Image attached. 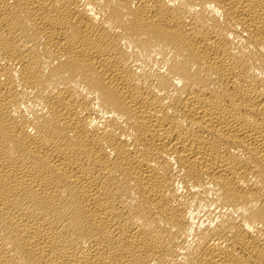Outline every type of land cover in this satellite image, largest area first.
Returning <instances> with one entry per match:
<instances>
[{"label": "bare ground", "instance_id": "6f19581e", "mask_svg": "<svg viewBox=\"0 0 264 264\" xmlns=\"http://www.w3.org/2000/svg\"><path fill=\"white\" fill-rule=\"evenodd\" d=\"M0 264H264V0H0Z\"/></svg>", "mask_w": 264, "mask_h": 264}]
</instances>
